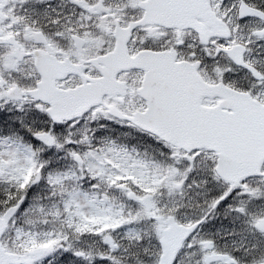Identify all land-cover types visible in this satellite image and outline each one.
Here are the masks:
<instances>
[{
  "label": "snow or ice",
  "instance_id": "1",
  "mask_svg": "<svg viewBox=\"0 0 264 264\" xmlns=\"http://www.w3.org/2000/svg\"><path fill=\"white\" fill-rule=\"evenodd\" d=\"M0 264H264V0H0Z\"/></svg>",
  "mask_w": 264,
  "mask_h": 264
}]
</instances>
